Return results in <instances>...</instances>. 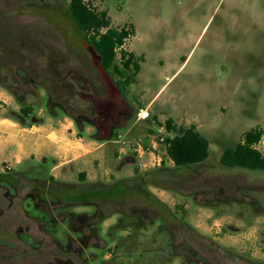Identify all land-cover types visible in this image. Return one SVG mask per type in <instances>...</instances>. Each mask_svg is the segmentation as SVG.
<instances>
[{"label":"rangeland","instance_id":"1","mask_svg":"<svg viewBox=\"0 0 264 264\" xmlns=\"http://www.w3.org/2000/svg\"><path fill=\"white\" fill-rule=\"evenodd\" d=\"M88 1L107 12L111 26L133 28L117 54V62L121 50L141 58L133 84L115 88L75 26L69 0H0V85L29 105L60 104L102 131L136 123L140 135L157 141L174 135L167 119L177 126L194 124L207 138L209 154L188 166L169 161L143 170L134 166V177L101 189L107 194L94 189L97 205L86 210L96 214L86 219L58 214L62 202L51 193L38 212L31 199L29 208L21 205L26 191L9 203L0 192V264H264L181 222L187 195L264 208V171L219 163L224 149L251 129L260 130L254 146L264 155V0ZM138 113L146 119H137ZM159 124L165 130L158 131ZM16 178L30 190L29 181ZM150 186L176 194L171 210ZM75 190L59 187L61 195ZM221 232L233 233L227 227ZM150 239L168 250L172 245L173 253L144 250ZM9 248L17 250L15 256H2Z\"/></svg>","mask_w":264,"mask_h":264},{"label":"crops","instance_id":"2","mask_svg":"<svg viewBox=\"0 0 264 264\" xmlns=\"http://www.w3.org/2000/svg\"><path fill=\"white\" fill-rule=\"evenodd\" d=\"M41 93L44 97V92ZM22 97L0 85V176H3L0 192L5 194L6 203L19 190L22 193L26 191L27 194L20 197L21 205L26 203L29 208L26 199H31L40 212V201L49 200L47 195L51 193L55 198L53 201L62 202L57 205V208L62 209L58 214L68 220L86 219L96 214L88 215L86 209L97 205L92 201V193L94 189L100 188V184H116L125 178L134 177V166L138 170L158 166V163H152L153 160H160V164L172 162L166 154L167 135L164 142L159 139L156 141L153 135H140V126L135 123L126 129L123 127L122 131L114 126L109 137H99L93 123L87 119L76 120L62 105H50L47 97L46 105L43 102L29 105ZM146 117L138 113L137 119ZM157 127L158 131L164 129L161 124ZM196 128L199 131V127ZM137 144L141 145L140 154L137 152ZM146 162L148 165L144 166ZM6 176L9 177L5 179ZM16 177L29 181L30 190L19 186ZM59 187H75L76 190L68 196L65 193L61 195ZM149 191L170 210L177 201L176 194L165 189L157 190L150 186ZM192 198L187 195L182 196L181 200L184 209L181 222L186 228L193 229L199 235L212 233L219 243L227 245L239 255L245 253L251 259L264 262V208L260 204L242 203L244 206L238 208L240 202L236 200L206 203L194 194ZM6 208L9 206L5 205ZM246 214L249 215L248 220ZM249 221L252 224H248ZM103 223L106 225L107 219ZM149 226L146 231L151 233L157 221ZM224 227L233 233H222ZM156 239H150L149 246L144 250L167 251L160 247ZM171 246L168 251L173 253ZM13 251L17 250L6 249L2 256H13L16 253ZM120 251L111 253L120 256ZM111 253L106 254L104 259H109Z\"/></svg>","mask_w":264,"mask_h":264},{"label":"trees","instance_id":"3","mask_svg":"<svg viewBox=\"0 0 264 264\" xmlns=\"http://www.w3.org/2000/svg\"><path fill=\"white\" fill-rule=\"evenodd\" d=\"M67 8L75 26L83 34L90 52L97 58L101 69L110 75L115 88L123 91L133 84L141 69L138 62L141 58H137L132 51L121 50L119 62H117L118 50L122 48L124 41L133 35V28L126 25L111 26L107 12L94 8L88 0H69ZM74 118L77 120L76 117ZM91 123L97 127L99 137H109L110 129L106 128L102 131L95 122ZM165 126L168 132L174 133L165 140L166 154L174 166L197 164L207 158L209 142L194 124L177 126L171 119H167ZM260 135V130L246 131L241 141L224 149L219 157V163L228 168L238 167L264 171V155L254 146ZM103 187L109 186L100 184V194L105 193L101 190ZM95 195L94 191L92 198Z\"/></svg>","mask_w":264,"mask_h":264},{"label":"built area","instance_id":"4","mask_svg":"<svg viewBox=\"0 0 264 264\" xmlns=\"http://www.w3.org/2000/svg\"><path fill=\"white\" fill-rule=\"evenodd\" d=\"M158 139H159L160 142H164V137H163V136H160ZM165 145H166V143H165ZM136 148H137V152L140 154V151H141V145L137 144V145H136ZM139 150H140V151H139ZM159 161H160V160H159ZM159 161H157V160H156V161L153 160L152 163H158V165H160ZM150 163H151V162H150ZM143 165H144V166H147L148 164H147V163H143Z\"/></svg>","mask_w":264,"mask_h":264},{"label":"bare ground","instance_id":"5","mask_svg":"<svg viewBox=\"0 0 264 264\" xmlns=\"http://www.w3.org/2000/svg\"><path fill=\"white\" fill-rule=\"evenodd\" d=\"M146 114V113H145Z\"/></svg>","mask_w":264,"mask_h":264}]
</instances>
